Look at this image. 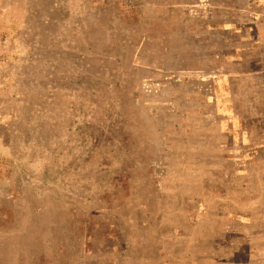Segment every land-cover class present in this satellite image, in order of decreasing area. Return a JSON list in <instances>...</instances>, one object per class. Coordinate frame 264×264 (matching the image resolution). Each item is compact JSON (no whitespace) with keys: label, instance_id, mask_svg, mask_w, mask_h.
I'll use <instances>...</instances> for the list:
<instances>
[{"label":"rangeland","instance_id":"obj_1","mask_svg":"<svg viewBox=\"0 0 264 264\" xmlns=\"http://www.w3.org/2000/svg\"><path fill=\"white\" fill-rule=\"evenodd\" d=\"M173 1L0 0V264H264V157L173 73Z\"/></svg>","mask_w":264,"mask_h":264},{"label":"crops","instance_id":"obj_2","mask_svg":"<svg viewBox=\"0 0 264 264\" xmlns=\"http://www.w3.org/2000/svg\"><path fill=\"white\" fill-rule=\"evenodd\" d=\"M170 11L182 20L175 29L181 43L174 35L171 49L176 42L183 49L172 52L171 62L186 66L173 73H195L209 83L204 97L225 120L220 129L228 143L257 146L264 157V0H191Z\"/></svg>","mask_w":264,"mask_h":264}]
</instances>
